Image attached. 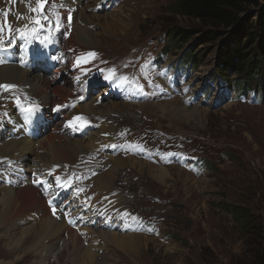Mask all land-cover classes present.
Returning <instances> with one entry per match:
<instances>
[{
	"label": "rangeland",
	"instance_id": "obj_1",
	"mask_svg": "<svg viewBox=\"0 0 264 264\" xmlns=\"http://www.w3.org/2000/svg\"><path fill=\"white\" fill-rule=\"evenodd\" d=\"M55 1L57 0H51L53 3ZM174 1L176 0H87L88 4L83 6H89L85 9V13L92 18L87 28L94 34V48L103 51L105 56L111 58L129 53L134 48L146 46L149 40L158 42L157 48L161 49L171 27L201 33L208 30V27L202 26L196 20L172 14L168 6ZM10 2V0L5 1L6 8L12 13L8 17V22L15 29L23 17L18 16L15 19L16 6L8 5ZM61 2L63 0H60L56 6ZM263 3L264 0H260V4ZM94 5L102 7L95 8ZM0 7H3L1 1ZM39 12L40 10L36 11ZM253 12L254 7H249L242 18L248 14L253 15ZM255 18L252 17L251 22ZM201 33H193L192 37L178 48L168 47V52L161 61L168 64L178 60L187 62L190 59L187 57L188 51L195 50L194 63L189 61L194 74L186 79L183 86L188 89V81H194L193 88L204 84L198 90L195 100L200 98L202 93L206 94L212 90L213 93L208 97L206 104L189 106L181 103L185 98L165 100L158 88L155 92L158 99L162 98L160 101L154 102L153 98L150 100L146 95L141 98V87L139 81L135 79L121 88L125 99L128 95L141 99L136 102L129 100L127 107L113 108L109 113L111 117L103 115L100 120H91L95 125L84 129L79 138L86 146L90 142L92 144L85 149L82 148L77 157L68 160L70 168H60L61 172H57L53 179L44 180L51 185L47 189L41 183L33 184L32 188L38 191L37 195L46 199V196H51L50 187L53 189V186L63 183L61 180L63 176L67 183L63 191V200L69 202L71 199L68 198H71L72 194L75 196V202L71 205L74 206L72 212L74 211L75 223L67 222L61 217L63 215L61 213L58 218L56 202L52 197L50 201L48 200L49 209H52L49 217L56 218V222L61 220L65 226H69V229L72 227L76 230V226L77 230L81 229L83 233L79 232L78 235L82 237L83 246L87 247L86 249L94 256L95 261L90 262L86 259L81 263V260L76 259L73 264L75 262L77 264H250L255 259V253L264 244V86L261 104L254 103L251 95L248 100L240 102L235 100L234 92L223 89L224 83L217 76L216 70L220 52L218 42L227 38L236 43L237 38L231 31H226L220 40L200 43ZM132 57L138 65H141L139 55L135 51ZM180 67L185 68L184 63H181ZM122 70L128 71V65L124 63ZM142 73L149 77V83L156 88L154 78L159 77L161 72H157L154 76L145 70H142ZM34 75L41 76L36 72L33 73ZM236 75H231L230 78L239 79ZM204 76H206L205 81ZM63 79L64 77L60 78L61 84H64ZM167 79L168 76L161 78L162 83L179 89L178 83H172V77H169L168 82ZM258 80L261 82L262 79ZM258 80H254L252 85L254 86ZM5 83L14 85L15 82ZM68 87L66 86L70 93L71 87ZM235 89L244 91L237 82ZM4 92L5 89H0V109L10 105L8 104L10 94L8 96ZM61 92L60 94H67L66 91ZM216 93L223 99H231V101L227 103L221 100V105L213 107ZM37 98L43 100L42 97ZM92 98L93 107L113 101L104 99L105 96L102 95L100 99L104 100L101 104L97 97H91L83 104L91 102L89 100ZM116 100L117 103L124 102L123 98ZM146 103H154L150 111L143 108V104ZM160 104L168 106L169 112L172 110L171 107L175 106L195 107L194 118L190 121L175 119L169 112L168 115L163 114ZM9 108L13 107L7 109ZM105 110L103 109V114L106 112L108 114V110L106 112ZM112 116H117L114 118L116 120L114 123L119 125L121 123L128 128L132 126L136 130L135 136L133 138L112 136L103 140L101 135L110 129L105 128L106 125L114 126L112 120L107 124L104 119H113ZM60 123V119L55 122V130L60 129ZM145 126L158 127L182 135L169 137L163 148L157 149L158 158L170 160L169 164H165L166 167L156 166L148 162L145 157L144 160L142 159L154 167L166 168L168 176L164 182L151 176L147 165L141 171L129 162L133 158L128 154L141 158L139 152L144 145L148 144L146 146L148 149L153 148L152 142L138 133V130ZM114 133L121 136L128 135L124 127H117ZM54 135L56 136L57 133ZM93 136H98L97 140L91 141ZM154 136L155 134L150 139L153 140ZM128 143L131 144L134 153L128 152L129 148L124 146ZM84 156L88 157L84 158ZM115 158L124 162L118 169L120 180L113 187L98 191L94 178L108 170L112 163L111 159ZM4 162L0 164V168ZM158 163L164 165L163 162ZM52 166L55 169L57 167ZM29 175L28 170L24 171V178ZM22 179H16L13 186L17 188L21 185ZM0 184L2 186L3 182ZM105 193H107L106 198ZM107 199L118 201L120 204L116 206L114 202L106 206ZM231 206L247 209L254 217V223L260 224L261 231L255 228L244 230L233 219L229 211ZM54 210L55 214H53ZM97 231L137 235L140 237L139 243L136 245L137 241L135 242L134 250L123 252L122 246L119 247L109 241L108 243L104 237L98 236ZM63 235L66 238V232L62 233ZM5 240L0 241V260L7 262L11 257L4 247L7 241ZM43 243L46 245L48 240H44ZM53 260V255L44 250L39 256L28 254L20 261H13L10 264H35V262L72 264L64 257L59 263Z\"/></svg>",
	"mask_w": 264,
	"mask_h": 264
},
{
	"label": "bare ground",
	"instance_id": "obj_2",
	"mask_svg": "<svg viewBox=\"0 0 264 264\" xmlns=\"http://www.w3.org/2000/svg\"><path fill=\"white\" fill-rule=\"evenodd\" d=\"M0 1L3 4V0ZM2 8L3 7H0V44L4 45L10 43L12 46L9 50H0V84H4L5 82H15L17 86H29V92L31 95L43 98V100L39 99L41 100L39 102L40 104L43 103V106L51 104L48 106L51 111V119L49 118L46 121H43L42 117H40V110L35 107L31 108L32 111L30 115H24L20 112L18 114L12 111L9 114L0 116V122L2 121V123H0V162L2 159H5L4 161L7 162L5 169L14 165L15 168L28 170L31 172L30 177L35 176V179L37 181H41V184H43L45 187L46 182L44 180L50 176L52 170L49 168L50 166L53 164L68 162L69 159L77 157L81 149L89 147L92 142L86 146L81 141L82 139L78 137L80 131L79 129H82L81 127L75 130L73 129L72 134L65 133L68 136L65 134L60 136H57V134L55 136L51 133L45 135V132L41 134L39 132V128H49L52 121V116L58 113H62L65 121L67 122L71 121L80 123L83 121L74 119V117L83 116V113L95 116L99 115L101 117H103V115L110 116V110L112 111L113 108L120 109L122 106L127 107L128 104L110 101L109 103L106 102V104L100 105L99 108L98 106L93 107L92 104L94 102L92 103V98L89 100H92L91 102L82 104L78 111H67L66 105H61L75 97L84 98L87 88L83 87L82 93L77 95L72 94V88L70 89V93H68L69 89H67L66 86H69V83L65 78L63 79L64 84H61L62 82L60 83V81H62L60 80L62 76L59 74V69H55L50 78H48L46 74H44L42 77L37 75L33 76L36 61L42 60L43 66L46 68L52 67L53 58L49 55L50 32H46L42 39H38L36 37L39 36V29L36 32L28 31L21 32L18 35L13 33L10 36H6L3 28L1 27V21L4 18ZM86 8H89V6H83L81 9L75 11V18L77 21H75L74 32L70 39L73 45H78L85 50H91L94 49V34L87 28V24L91 23L92 18L87 16L85 13ZM78 21H80L79 24ZM36 46L41 47V50L36 51ZM5 91L6 92L4 93H7L8 96L10 94L8 97V104H10L9 106H26L24 101H20V99H18V95L20 93L16 92L13 88L7 89ZM60 91H66L67 94H60ZM87 99L88 98H86V101ZM17 101H19V103H17ZM181 103L185 104V101L183 100ZM153 104L154 103L143 104V108L146 111H150L153 107ZM184 106L181 105L175 106L173 108L171 107L172 110H170V112L168 110V106L161 105L160 107L163 114L168 115L169 112L175 119H179L181 121H190L194 118V111L196 109L195 107L185 108ZM103 109H106L105 112L108 110V114L107 112L106 114H103ZM3 110L4 108H1L0 112ZM112 117L114 118L115 116ZM84 118L86 119V117ZM3 129L6 131V134H4L5 132H3ZM116 129L117 127L113 129V132ZM101 136L103 138L110 137L111 129L103 133ZM97 138L98 136H93L91 137V141L97 140ZM111 160L112 163L110 168L106 171H103L94 178V181L97 184L96 189H98V191L113 187L121 178V176H119L118 169L123 165L124 162L118 158ZM129 162L132 163V166L138 167L137 169L141 171H143L145 165H147L146 167L149 169L148 173L163 182L168 176L166 168L154 167L150 163L134 158L130 159ZM35 165L38 166L34 167ZM4 171L6 170L1 171L2 175H4ZM7 174L8 172L5 175ZM20 175H22V172L14 174L12 177L8 176L7 179L2 181L5 184L0 186V241L3 239L7 240H5L6 243L4 247L11 257L7 262L5 260H0V264H10L13 263V261H20L28 254H38L39 256V253L44 250L49 252L50 255H53L56 263H59V260L62 257L67 259V261L70 260L72 264L76 259H78V261L81 260V263H83L86 259L90 262L91 260L95 261L92 253L87 250V247L86 249L83 246L81 241L82 237L78 235L80 233L79 230H77V226L75 228L78 232L72 229V227L69 229V226H65L61 220L56 222V218L49 217V214L52 210L49 209V202L46 199H42V196L40 197L37 195L38 191L35 188H32L33 185H29L35 180L34 178L26 179L25 181L22 180V184L25 185L24 187L18 186L16 188L12 186L13 182ZM40 175H44V178ZM1 178L3 179L2 176H0V179ZM58 187H60V189H56V191L55 189H51L50 194L51 196L54 195L55 201L59 203V208L64 209L63 217L66 219L69 218V216L74 211L72 212L71 206L68 203L62 201L60 198V192L64 188L63 185ZM51 196L49 198H51ZM104 196L106 198L107 193H105ZM105 201L106 206L115 202L114 200L108 199ZM118 201H116L114 205L118 206L120 204ZM70 202L72 204L75 202V196H71ZM81 222H83V220H81ZM80 231L82 230L80 229ZM65 232L67 235L66 238H64V235L62 236V233L65 234ZM97 233L98 236L104 237L107 242L109 241L112 242V244H117L119 247L122 246L121 248H123V252L124 250L127 252L134 250L135 242L137 241V245L139 243L138 239L140 238L137 235H120L113 231H97ZM44 240H48L46 245L43 243ZM59 242H61V245H59ZM2 251L4 252V250ZM35 264H38V262H35ZM74 264H77V262Z\"/></svg>",
	"mask_w": 264,
	"mask_h": 264
},
{
	"label": "trees",
	"instance_id": "obj_3",
	"mask_svg": "<svg viewBox=\"0 0 264 264\" xmlns=\"http://www.w3.org/2000/svg\"><path fill=\"white\" fill-rule=\"evenodd\" d=\"M249 7H254V14L242 18ZM168 9L174 15L198 21L202 26L208 27V30H201V33L171 27L165 36V51L168 47H180L193 33H201L199 41L204 43L220 40L226 31H231L237 41L233 43L226 38L218 42L220 52L217 73L227 80H231V75L237 74L239 79L232 82H237L243 89L253 87L259 91L264 86V3L260 4V0H176ZM254 16L256 18L251 22ZM194 52L193 49L188 51L187 57L190 59L187 61L194 63ZM258 79H262L261 82ZM254 80L258 81L253 86ZM229 211L244 230L255 228L261 231L260 224L254 223V217L247 209L231 206ZM250 264H264V244L255 253V259Z\"/></svg>",
	"mask_w": 264,
	"mask_h": 264
},
{
	"label": "snow or ice",
	"instance_id": "obj_4",
	"mask_svg": "<svg viewBox=\"0 0 264 264\" xmlns=\"http://www.w3.org/2000/svg\"><path fill=\"white\" fill-rule=\"evenodd\" d=\"M46 0H37V8L35 9H32V11H39V10H43L44 8V4H45ZM38 22V21H37ZM88 55L90 56H94V53H89ZM105 79H109L108 76H105ZM15 86L14 85H10V84H0V89H11V88H14ZM17 103H19V101H17ZM28 111H32V109H28ZM74 119H78L80 121H83L84 123H82L80 125V127H83L85 123H87L86 119L83 117V116H80V117H74ZM69 123L71 124L72 122L69 121ZM59 179V178H57ZM33 183H42L41 181H37V180H34ZM55 214V210H54V213ZM69 222L71 223L72 221L69 220Z\"/></svg>",
	"mask_w": 264,
	"mask_h": 264
}]
</instances>
